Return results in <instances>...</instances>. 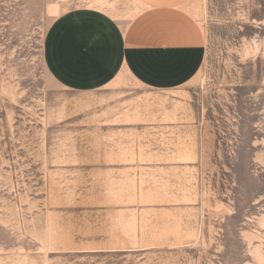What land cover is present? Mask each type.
<instances>
[{
    "label": "rangeland",
    "instance_id": "rangeland-1",
    "mask_svg": "<svg viewBox=\"0 0 264 264\" xmlns=\"http://www.w3.org/2000/svg\"><path fill=\"white\" fill-rule=\"evenodd\" d=\"M135 0H0V264H264V0H193L204 62L157 91L51 71L68 16Z\"/></svg>",
    "mask_w": 264,
    "mask_h": 264
},
{
    "label": "crops",
    "instance_id": "crops-1",
    "mask_svg": "<svg viewBox=\"0 0 264 264\" xmlns=\"http://www.w3.org/2000/svg\"><path fill=\"white\" fill-rule=\"evenodd\" d=\"M124 29L88 12L68 16L47 46L51 71L73 88H93L127 70L157 91L191 82L204 62L205 35L187 12L193 0H135Z\"/></svg>",
    "mask_w": 264,
    "mask_h": 264
}]
</instances>
